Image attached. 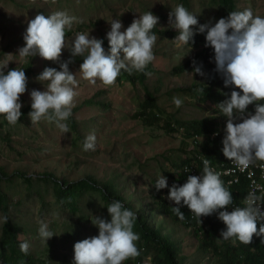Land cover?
<instances>
[{"label":"rangeland","instance_id":"374dc122","mask_svg":"<svg viewBox=\"0 0 264 264\" xmlns=\"http://www.w3.org/2000/svg\"><path fill=\"white\" fill-rule=\"evenodd\" d=\"M177 5H183L196 15L198 25L193 31L197 34L199 25L209 21L214 25L223 18L214 0H0V62H9L5 74L21 69L28 81L27 90L20 97L21 110L31 105L32 90H45L46 82H39L36 77L52 62L38 54L27 58L18 56V50L25 46L23 34L28 22L37 14L47 16L55 11H66L77 17L79 22L73 23L72 34L67 36L69 48L76 33L83 32L103 40L107 53L109 23L120 19L121 31H124L134 19L148 11L158 17L159 30L171 33L169 36L155 34L158 39L153 48L155 60L151 63L154 71L143 84L116 80L110 87L99 81L93 86L82 78L80 67L69 69L77 78L78 95L72 109L76 128L67 122L70 131L66 134L46 120L32 124L26 116L12 125L0 116V167L9 175L0 181V190L8 196L11 217L21 228L20 239L29 243L36 256L47 258L53 254L57 260L73 264L75 243L98 235L99 230L92 223L94 217L110 220L108 204L96 191L85 190L75 212L58 201L54 183L40 180L39 173L60 175L63 170V176L69 181L87 175L104 181L118 175L115 180L122 193L135 191L150 204L159 196H167L180 165L197 156V148L193 146L197 144L185 134V129L177 127L174 132L164 128L167 118L173 117L186 126L189 121L218 117L225 133V120L215 102L203 97L200 100L188 92L191 85H206L208 64L200 60L191 71L177 70L204 47L198 40L193 45L173 41L178 32L169 25V13ZM236 5L238 11L251 8L254 15L264 17V0H236ZM69 53L70 50L64 48L60 58ZM28 61H33V73L24 69ZM197 67L203 75L195 74ZM151 95L155 111L160 115L158 119L162 120L160 124L158 120L145 121L138 114L141 104L150 100ZM174 97L182 100L180 107L174 104ZM93 132L96 150L84 151L85 138ZM16 172L27 173L33 180L27 183ZM160 174L167 178L168 187L157 191L154 186ZM2 218L0 207V238ZM41 221L54 233L47 243L39 235ZM170 221L168 218L169 227L173 226ZM175 231L177 238L182 239V253L188 256L187 263L199 264L198 239L193 230L178 224ZM132 264H152L151 257L142 252L141 258L133 260Z\"/></svg>","mask_w":264,"mask_h":264},{"label":"clouds","instance_id":"9594fccd","mask_svg":"<svg viewBox=\"0 0 264 264\" xmlns=\"http://www.w3.org/2000/svg\"><path fill=\"white\" fill-rule=\"evenodd\" d=\"M74 22H79L77 17L66 11H55L47 16L37 14L28 22L23 34L25 46L18 50V56L27 58L38 54L44 60L59 62L62 50L68 48L72 58H83L79 73L93 86L98 81L105 87L113 86L122 70L129 74L136 71L148 77L152 75L146 69L155 60L153 48L158 37L152 30L158 24V17L150 11L134 19L124 31H121V20L113 19L106 34L107 53L103 40L83 32L76 33L69 48L66 33ZM169 25L178 32L174 42L194 43L197 33L193 28L198 25V20L183 5H177L169 13ZM198 33H206L205 47L214 50L215 70L222 74L224 86L239 89L231 91L230 96L216 106L227 118L222 141L224 157L241 170L255 162H264V17L254 15L251 8L232 11L214 25L211 21L199 25ZM72 62L69 59L59 63V71L46 67L36 77L39 82H46V86L44 91L32 90L30 93L28 116L32 124L46 120L54 123L62 133L70 131L67 121L72 116L78 95L77 78L69 71ZM0 63L3 64L0 67V116L15 125L22 115L20 97L25 94L28 81L24 70L15 68L5 74L9 62ZM194 71L203 75L199 67ZM173 102L177 107L182 105L180 98L174 97ZM249 105L255 106L254 113L247 111ZM83 150H96L94 132L85 138ZM253 185L243 200L244 206L228 211L237 198L227 189L231 186L224 185L221 173L204 159L203 175H188L186 183L179 187L173 184L167 199L175 203L172 210L181 220L184 219L183 206L198 217L201 224V217L218 212V219L226 226L220 233L222 239L250 244L254 235L264 237V210L258 203L264 200V188L255 182ZM154 187L157 191L168 187L167 178L160 174ZM257 190L261 195H257ZM107 212L110 220L96 216L92 221L99 230L97 236L75 243L73 264H123L140 255L136 243L140 237L133 230L136 214L117 200L107 206ZM2 219L7 223L6 216ZM39 235L47 243L54 233L41 221ZM29 247L25 241L20 244V251L27 255Z\"/></svg>","mask_w":264,"mask_h":264},{"label":"trees","instance_id":"16d2710c","mask_svg":"<svg viewBox=\"0 0 264 264\" xmlns=\"http://www.w3.org/2000/svg\"><path fill=\"white\" fill-rule=\"evenodd\" d=\"M214 1L218 4L223 18H227L229 12L238 11L236 0ZM152 31L154 34L159 33L164 36H169V34H171L168 31L159 30L157 27H154ZM71 34L72 30L66 33V37ZM197 40L204 44L202 51L198 52L186 65H180L177 70L178 72H184V70L191 71L199 64L200 60L203 61L202 63L206 62L208 64L206 85H191L188 88V92L198 97L200 100L202 97L207 100H212L217 106L230 96L231 91H239V89H235L234 86H224L222 74L215 70L214 50L210 47H205L206 33L195 35L194 42ZM191 44L193 45L195 43ZM69 59L73 60L69 65V69L74 66L80 67L83 63L82 57L72 58L70 52L68 56L60 58L59 62H51L46 65L44 69L46 67H51L59 71V63ZM24 69L27 73H33V61H28ZM146 71H154L152 64L147 67ZM146 79L147 76L143 73L133 71L129 74L123 70L117 78L119 81L125 80L134 85L137 82L143 84ZM152 97L151 95L150 100L148 99L141 104L138 114L142 116V119H146L145 121L152 122L158 120L160 124L162 120L158 119L160 115L155 111ZM254 107V105H249L247 111L254 113ZM30 111L31 105L23 108L21 110V118L28 116ZM217 111L225 120L226 127L227 118L222 114L219 108H217ZM165 121L163 126L170 131L175 132L176 128L179 127L182 130L185 129V134L189 137L193 138L195 135H199L202 138V141H199L196 146L197 155L206 157L214 163L226 162L227 158L224 157L222 152V141L225 133L222 131L223 127L220 118L209 116L197 121H189L186 123V126L173 117L167 118ZM67 122L76 128V123L72 116ZM191 163V161H186L184 164L180 165L175 177L176 181H173L169 185V189L173 184L179 183L180 186H182L186 183L188 175L181 173L180 170L185 164ZM197 164L201 175H203L202 162L199 160ZM63 173V170L60 171V175L50 172L39 173V179L54 183L56 197L59 202L64 204V207H69L76 212L78 210V199L85 190H91L99 193L104 203L109 205L113 200L120 201L124 208L132 210L136 214L137 219L133 230L140 237L137 241V247L140 252L138 256L139 259L143 252V254L151 257L152 264H189L190 262L187 263L188 256L182 253V239L177 238L175 231L176 226L182 224L186 228H191L193 234L198 239L199 264H264V243H261L264 237L254 235L250 244H243L238 240L235 243H233L231 239L227 241L223 240L220 233L226 230V226L218 219V212L207 217H201V224L200 219L193 215L186 206H183L181 207V211L184 213V219L181 220L172 210L173 207L176 206L175 203L167 199L169 193H167L166 197L159 196L157 201L148 204L146 199L138 196L135 191H130L129 194L126 192L122 193L115 180L118 175L112 178V180L104 181H99L96 177L89 175H87L86 178L82 177L75 181H69L63 176ZM15 174L21 177L23 176L24 181L27 183L33 180L27 173L16 172ZM8 177L9 175L5 172L4 168L0 167V181ZM227 189L232 193V196H236L237 199L235 200H242L247 195V181L242 177L239 184ZM0 207L3 217H7V223L3 220L2 224L0 264H68L62 260H57V257L53 254H49L47 258L43 257V255L40 257L36 256L30 248L27 255L22 253L20 251V244L25 241L20 239L21 228L11 217L8 196L1 190ZM168 218L169 220L171 219L169 223L173 226L169 227L166 225ZM257 228L259 229V224ZM138 257H135L133 260H138ZM131 259L132 258L124 261L123 264H132L133 260Z\"/></svg>","mask_w":264,"mask_h":264},{"label":"built area","instance_id":"2783aa9c","mask_svg":"<svg viewBox=\"0 0 264 264\" xmlns=\"http://www.w3.org/2000/svg\"><path fill=\"white\" fill-rule=\"evenodd\" d=\"M193 140L194 144H197L199 141H202V138L199 135H195L193 137ZM193 146L196 147V145ZM204 159L207 158L197 155L196 159H194L191 164L184 165L180 172L186 175H201L197 163L200 160L203 166ZM209 164L211 168L221 173V179L224 182L225 186H235L240 183L243 177L247 181V194L249 193V191L252 190L254 186L253 182H255L256 185H260L261 188H264V162H255L248 169L245 170H241L239 167L236 166V164H234L232 161H229L228 159L226 160V162L222 161L215 163L209 160ZM186 168L189 169L188 172L185 171ZM176 185L177 187L180 186L179 183H176ZM257 195H261L260 190H257ZM243 200L244 199L236 201L234 199L233 203L229 206L227 210L232 211L235 207H243ZM258 203L261 204V209L264 210V200L258 201Z\"/></svg>","mask_w":264,"mask_h":264}]
</instances>
